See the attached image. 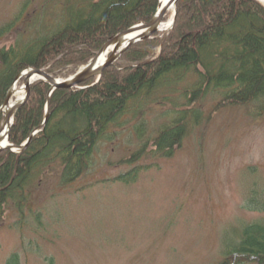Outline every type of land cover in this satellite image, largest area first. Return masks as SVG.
<instances>
[{"label":"trees","instance_id":"16d2710c","mask_svg":"<svg viewBox=\"0 0 264 264\" xmlns=\"http://www.w3.org/2000/svg\"><path fill=\"white\" fill-rule=\"evenodd\" d=\"M157 6L158 0H90L85 12L70 10L53 33L13 46L2 41L15 22L1 26L0 106L26 67L67 77L107 40L149 21ZM194 6H198L196 12L190 9ZM176 8L175 24L162 43L157 35L135 43L103 72L98 83L83 89L59 88L50 98L49 84L40 80L32 85L30 97L15 115L10 141L22 144L43 123L48 100L50 115L22 153L0 152L1 219L11 200L23 211L33 185L38 187L46 175L57 173L64 187L76 182L88 171L99 141L132 102L165 97L187 78L196 81L185 90L186 101L174 110L171 123L120 163L135 164L145 155L172 156L187 135L210 119L200 107L209 93L220 96L212 111L253 104L257 114L264 113V6L251 0H178ZM2 120L0 115V125ZM139 170L134 167L118 179L132 183ZM256 171L250 168V173ZM244 208L264 212V191L251 189ZM223 256L219 264H264V220L227 233ZM7 264H20L19 255L12 254Z\"/></svg>","mask_w":264,"mask_h":264},{"label":"rangeland","instance_id":"374dc122","mask_svg":"<svg viewBox=\"0 0 264 264\" xmlns=\"http://www.w3.org/2000/svg\"><path fill=\"white\" fill-rule=\"evenodd\" d=\"M48 1L0 0V27L15 22L2 43L26 44L46 34L47 26L55 30L63 24L65 3L84 2ZM160 33L161 42L168 32ZM195 81L187 78L165 97L132 102L76 182L64 187L57 173L46 175L33 185L23 211L11 200L0 218V264L13 252L21 264H218L231 229L264 220V212L243 207L247 191H264V113L253 104L212 111L220 96L209 93L200 107L210 119L172 156L120 163L171 123ZM137 166L135 182L114 179Z\"/></svg>","mask_w":264,"mask_h":264},{"label":"water","instance_id":"95a60500","mask_svg":"<svg viewBox=\"0 0 264 264\" xmlns=\"http://www.w3.org/2000/svg\"><path fill=\"white\" fill-rule=\"evenodd\" d=\"M176 1L177 0H171L169 5L167 7H165L162 11L157 13L152 18V20H150L149 22L142 23V24L136 25L134 27H131L128 30L123 31L122 33L117 35L114 39H111L110 41L105 43L102 46V48L96 53V55L91 59V61L86 66L81 68L77 73H75L73 76H71L67 79H57V78L53 77L52 75H50L49 73H47L43 69L30 68V69H27L25 72H23L21 74V76L22 75L25 76L23 82H24L25 87H26V95L21 102L16 103L15 105L11 106L10 111L7 112L5 115L4 123L0 129V150L10 149L13 152H21L28 146L32 137L36 133L41 131L42 126L36 128L30 134L27 141L20 146H14L13 144H9L8 146L1 145V143L4 139L3 135H4L5 125L6 124L9 125L8 130H7V136H8V140H9L13 116L16 114L18 109L25 104V102L29 98L30 93H31V85L34 81H36L38 79H42V80L46 81L50 85V93H52L56 89H59V88H63V89L76 88L80 84H82V83L86 82L87 80L94 78V77H97L99 79L101 77V75L103 74V71L108 66H110L112 63H114V61H116L127 48H129L132 44H134L137 41L145 40V39L152 37L158 31V25L161 22V20L163 19L164 15L166 13V10L168 9V7L175 5ZM173 23H174V21H173ZM142 29H144V31H142L140 33V31ZM127 33L134 34V35L129 39V41L126 44L122 45V43L119 42L118 45L116 46V48L111 52L110 56L105 61L100 62V57H101L102 53L105 50H107L110 45L114 44L115 42H118L122 35L127 34ZM10 97H11V90L8 92L7 97L4 101V105H3L4 107L8 105ZM48 116H49V102L47 105V117L45 118L44 124H46V122L48 120Z\"/></svg>","mask_w":264,"mask_h":264},{"label":"bare ground","instance_id":"6f19581e","mask_svg":"<svg viewBox=\"0 0 264 264\" xmlns=\"http://www.w3.org/2000/svg\"><path fill=\"white\" fill-rule=\"evenodd\" d=\"M170 1L171 0H160L159 11H161L164 7L168 6ZM262 1L264 3V0H262ZM173 10H174L173 7L169 8V12H171L170 15H168L165 20H162L159 23V25H158L159 31L166 32V31H168L170 29L171 23H172V20H173V15H174L173 14ZM169 12H167V14H169ZM142 31H144V29H142L140 31V33ZM133 35L134 34H130V33L122 35L118 42H115L114 44L110 45L109 48L102 53V55L100 57V62L104 61L108 57L109 52L113 51L116 48V46L118 45L119 42L122 43V45L126 44ZM12 94H13V96L15 98L12 99L11 105L14 104V103H19L21 100H23V98H24V96L26 94L25 87H23V85L20 86V87L17 86V85H13L12 86ZM9 109H10V106H7L6 108H4V113L9 111ZM7 127L8 126H6L5 129H7ZM3 138L4 139H3L2 143H1V145H7L9 142H8V138H7V134L6 133L3 135Z\"/></svg>","mask_w":264,"mask_h":264}]
</instances>
